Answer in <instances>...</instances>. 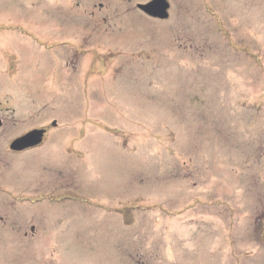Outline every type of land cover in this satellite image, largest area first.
I'll return each instance as SVG.
<instances>
[{
  "label": "rangeland",
  "instance_id": "374dc122",
  "mask_svg": "<svg viewBox=\"0 0 264 264\" xmlns=\"http://www.w3.org/2000/svg\"><path fill=\"white\" fill-rule=\"evenodd\" d=\"M150 1L0 0V264H264V0Z\"/></svg>",
  "mask_w": 264,
  "mask_h": 264
},
{
  "label": "water",
  "instance_id": "95a60500",
  "mask_svg": "<svg viewBox=\"0 0 264 264\" xmlns=\"http://www.w3.org/2000/svg\"><path fill=\"white\" fill-rule=\"evenodd\" d=\"M137 7L147 13V15L159 19H167L168 10L170 8L167 0H151L148 3H144V5L139 4ZM1 125L2 121L0 120V127ZM43 133V129L27 132L25 135L17 138L10 145V149L21 151L27 147H32L41 141Z\"/></svg>",
  "mask_w": 264,
  "mask_h": 264
},
{
  "label": "flooded vegetation",
  "instance_id": "af4514ba",
  "mask_svg": "<svg viewBox=\"0 0 264 264\" xmlns=\"http://www.w3.org/2000/svg\"><path fill=\"white\" fill-rule=\"evenodd\" d=\"M1 120V119H0ZM2 121V120H1ZM2 126V125H1ZM1 128V127H0ZM46 130V132H45V134L43 135L44 136V138L46 137V134H47V129H45ZM264 239V238H263ZM263 248H264V246H263Z\"/></svg>",
  "mask_w": 264,
  "mask_h": 264
}]
</instances>
